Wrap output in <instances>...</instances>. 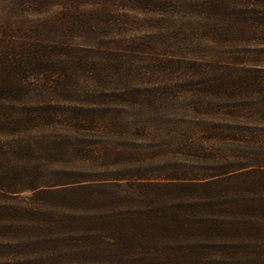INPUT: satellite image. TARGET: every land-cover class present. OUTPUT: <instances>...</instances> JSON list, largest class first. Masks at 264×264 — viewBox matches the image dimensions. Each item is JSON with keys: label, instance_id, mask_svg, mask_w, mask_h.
Returning <instances> with one entry per match:
<instances>
[{"label": "trees", "instance_id": "1", "mask_svg": "<svg viewBox=\"0 0 264 264\" xmlns=\"http://www.w3.org/2000/svg\"><path fill=\"white\" fill-rule=\"evenodd\" d=\"M0 264H264V0H0Z\"/></svg>", "mask_w": 264, "mask_h": 264}, {"label": "rangeland", "instance_id": "2", "mask_svg": "<svg viewBox=\"0 0 264 264\" xmlns=\"http://www.w3.org/2000/svg\"><path fill=\"white\" fill-rule=\"evenodd\" d=\"M151 35L153 32H148ZM134 35V37H136ZM129 36V39H132ZM155 53V54H154ZM154 53L151 51L145 55H141L140 61L137 65V77L136 86L134 84L131 87H139L140 95L135 104L125 105L122 111L126 117L132 121V127L134 129H139L142 136L136 142L142 144L146 150L151 147H156L158 149L161 145L162 140L165 138L163 132H167L168 128L174 127V123H165L163 119H188L190 115H196V113L191 110L189 104H187V95H178L179 100L175 103H170L166 99H156V90L149 93L146 91L148 86H156V77H154L153 83H149L147 78L143 76L144 68H147L150 64L149 61L156 59V50ZM131 89V88H130ZM132 128V129H133ZM161 158H156L153 163L146 161L147 163L159 164L161 163Z\"/></svg>", "mask_w": 264, "mask_h": 264}]
</instances>
